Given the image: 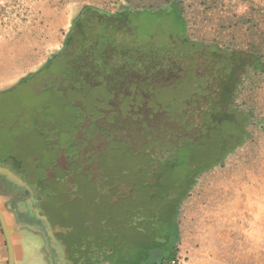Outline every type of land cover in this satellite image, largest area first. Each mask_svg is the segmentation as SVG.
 Instances as JSON below:
<instances>
[{
	"label": "trees",
	"instance_id": "16d2710c",
	"mask_svg": "<svg viewBox=\"0 0 264 264\" xmlns=\"http://www.w3.org/2000/svg\"><path fill=\"white\" fill-rule=\"evenodd\" d=\"M143 12L129 8L111 12L85 5L73 18L60 50L16 84L40 78L41 82L34 81L32 88L46 99L44 110L38 112L34 121L43 125V120L51 121L55 133L50 134L55 140L61 138L60 122L55 112L45 110L53 105L55 92L64 97L69 135L58 147L71 154H75L73 141L82 125L88 126V132L106 133V128L119 124V115L125 114L126 107L137 106L140 110L131 114L124 125L123 145L111 139L116 158L108 165L101 161L100 177L93 178L82 168L83 162H75L72 168L85 171L86 176L75 181L74 193L67 190L62 173L33 182L41 208L63 230L58 235L66 244L71 264H169L177 256L181 202L199 175L221 162L248 137L252 113L240 108L237 98L245 81L264 74L260 49L233 50L192 41L183 12L174 0L175 21L183 26L178 37L173 38L180 51L163 49L156 60L141 48L138 23ZM192 57L196 61L192 62ZM156 67L164 77L158 81V88L163 87L158 101L155 96H145V92L155 89L153 83L158 78H146ZM52 83L57 87L55 92L44 87ZM140 93L143 98L137 100ZM141 99L144 113L138 106ZM209 139L215 142L204 151L203 143ZM43 148L36 150L41 158L37 162L40 168L53 150L49 146ZM119 148H126L119 155L125 156L122 161L126 165L117 162ZM133 148L147 160L135 161ZM217 149L223 150L219 160L205 165L213 155L210 151ZM8 156L5 148L0 149L3 163ZM10 157L22 165L20 158ZM145 165L148 171H157L158 177L142 174ZM182 170L193 179L185 194L176 202L171 201L174 175ZM17 171L29 174L27 170ZM53 179L56 184L50 188ZM75 197L76 224L66 220L61 206H54L55 201L63 204Z\"/></svg>",
	"mask_w": 264,
	"mask_h": 264
},
{
	"label": "rangeland",
	"instance_id": "374dc122",
	"mask_svg": "<svg viewBox=\"0 0 264 264\" xmlns=\"http://www.w3.org/2000/svg\"><path fill=\"white\" fill-rule=\"evenodd\" d=\"M145 1L143 5L138 4V9L145 11L138 23L142 51L150 54V57L156 60H158V53H161L163 49L169 50L171 53L179 52L180 47L174 43L176 39L173 40V38L178 37L183 26L180 22L175 21L174 3L171 2L172 0ZM176 1L183 12L186 32L192 41L204 46L216 44L222 48L233 50L260 49L264 56V38L257 34L261 30L264 31V14H262L264 12H261V8L264 11V4H260L259 0L243 1L245 14L242 25L239 27L242 38L241 42L236 43V45L234 42H228L223 35V31L229 32L232 29L233 26L229 23L231 21H226L223 26L218 24L211 26L208 22L203 21L204 13L199 0ZM102 9L114 12L120 10L121 7L118 4H113ZM190 60L196 61L193 57ZM158 70L156 67L155 71L146 78V81L153 76L158 78L153 83L155 89L151 92H145L146 95H144L147 99H152V96H155L158 101V92L160 93L163 89L162 86L158 88V81L161 82L164 78ZM39 79V77L33 78L27 83L15 85L0 92V149L5 148L6 152H9L5 162H8L9 167L14 168L16 170L14 173L21 178L25 177L33 183L38 178L51 179L62 173L67 190L74 193L77 187L75 181L79 177L85 178V171L91 173L93 178L100 177L101 161L103 160L104 164L108 165L116 158V151L112 147L111 139L114 140V143L123 145L124 125H126L131 114L140 113V110L137 106L126 107L125 114L119 115L120 118L117 121L119 124L106 128V133L101 131L91 133L88 132L87 125H82V128L76 132V139L73 141L75 154L69 152L70 155L65 148L58 147L63 138H68L69 134L66 131L68 130L67 126H69V117L64 107V97L55 92L57 90L55 84L44 86L51 87L56 93L53 95V105L45 111L50 110L56 113L60 122L58 129L61 138L55 140L51 137L50 132L55 133L51 121L43 120L44 125L34 121L35 117L39 116L38 112L44 110L43 105L46 99L45 96L38 95L32 88L34 81L41 82ZM36 88L38 89V87ZM140 97L143 98L141 93L137 100ZM141 101L142 103H139L138 106H141L143 110L141 113H144V100L141 99ZM237 104L240 108L252 113L251 123L247 127L249 132L247 139L228 152L221 162L215 165L213 163L219 160L220 153L218 149L210 151V153L213 152V155L209 156V162L206 161L205 165L210 163L213 164L212 167L199 175L197 183L180 205L178 217L180 239L176 247L177 256L184 259L185 264H191L195 256L201 259L202 264H264V217H261L263 214L259 217L256 216V218L246 215V213L243 214L245 217H241L240 214L232 215L224 223L225 240L218 239L217 233H215L217 240H212L211 236L209 237L211 231H216L215 228H212L217 224L213 214L217 211L218 206H225L228 202L225 196L223 198L225 200L219 202L216 197L217 193L227 194L231 198L236 192L238 194L242 190L241 187L243 186H239V183L246 187L253 186V181L250 180L252 177H255L258 184H262L264 181V74L244 82L237 98ZM155 109L157 110L158 107ZM115 134H117L116 140ZM212 142L215 141L209 139L203 143L204 151L212 145ZM44 146H49L53 150L50 151L49 156L42 160L44 167L40 168L37 162L41 158L39 159V153H36V150L39 152ZM117 150H119L117 162L126 165L122 161L125 156L119 157V155H123L126 148ZM132 154L135 161L144 162L147 160L143 154L137 153L136 148H133ZM10 156L20 158L22 165ZM127 156L130 159L131 155L128 154ZM75 162H83L81 165L85 171H76L75 167L72 168ZM117 162L115 164H118ZM132 164L130 162V165ZM21 169L27 170L29 174L26 176L20 171ZM71 169L74 170L71 172ZM185 172V170L176 172L174 176L179 178V174L186 175ZM60 178L62 179V177ZM55 184L56 181L53 179L49 182V187L52 188ZM3 202L4 198L0 196V205ZM57 205L63 208L66 220L76 224L77 197L68 199L63 204L55 201L54 206ZM3 213L10 228L15 232L16 240L14 243L16 242L20 248L19 234L16 232L17 227L4 209ZM44 215L47 217L48 214L45 213ZM49 219L50 225H46L45 228L51 231L49 242L54 256V264H71L68 260L66 244L58 235L63 230L53 219L50 217ZM4 244L6 245L5 237ZM21 255L23 256V264H50L45 248V238L28 228H24L22 232ZM189 259L191 261L188 263Z\"/></svg>",
	"mask_w": 264,
	"mask_h": 264
},
{
	"label": "crops",
	"instance_id": "0c3cea01",
	"mask_svg": "<svg viewBox=\"0 0 264 264\" xmlns=\"http://www.w3.org/2000/svg\"><path fill=\"white\" fill-rule=\"evenodd\" d=\"M243 1L248 2V0H199L204 13L203 21L211 26L217 24L223 26L226 21H231L229 23L233 26L232 29L229 32L223 31V35L228 42H234L236 45L242 38L239 27L245 14ZM115 2L121 8L136 10L138 4L143 5L146 1L0 0V92L15 86L22 78L40 69L52 54L60 50L73 18L85 5L106 8L113 4L117 5ZM171 2L174 3V0ZM259 3L264 4V0H259ZM261 12H264L262 8ZM257 34L263 36L264 31L261 30ZM20 230L18 228L16 230L20 239L19 248L17 243H14L15 232L10 228L15 249V264H23L21 255L23 230ZM3 234L0 224V264H8V247L4 244ZM190 261L191 259L188 263ZM200 262L201 259L195 256L191 264Z\"/></svg>",
	"mask_w": 264,
	"mask_h": 264
},
{
	"label": "flooded vegetation",
	"instance_id": "af4514ba",
	"mask_svg": "<svg viewBox=\"0 0 264 264\" xmlns=\"http://www.w3.org/2000/svg\"><path fill=\"white\" fill-rule=\"evenodd\" d=\"M219 153L220 154L223 153V150H220ZM0 167H8L14 172L16 171L14 168L9 167L8 162L3 163L2 159H0ZM141 173L146 175L148 174V176H150L151 178L158 177V172L148 171L146 165L142 168ZM23 179L26 180V182L30 186L29 187L30 189L25 186L22 187L18 186L17 184L11 182L0 173V196L4 198V202L0 206L1 208L2 207L4 208V211L8 215L11 216L12 221L14 222L16 227L18 229H21L20 231L24 230V228H27L25 224L41 225L42 222L41 216L45 214L44 210L40 206V201L37 199L34 184L25 177H23ZM192 179L193 177L188 175L185 176L179 175V178L175 177V180L172 183V189L170 191L171 194L169 196V200L175 202L179 200L185 194L189 182ZM31 202L34 203L36 209H40L38 213L34 209H31L32 206ZM47 220L50 221L48 215H47ZM178 227H179V223H178Z\"/></svg>",
	"mask_w": 264,
	"mask_h": 264
},
{
	"label": "bare ground",
	"instance_id": "6f19581e",
	"mask_svg": "<svg viewBox=\"0 0 264 264\" xmlns=\"http://www.w3.org/2000/svg\"><path fill=\"white\" fill-rule=\"evenodd\" d=\"M250 180L253 181V186L246 187L244 184L240 185L239 183V186H243L241 187L242 190H240L238 194H236V192L231 198L228 197L227 194L222 195L219 192L217 193L216 197L218 198L217 200H219V202H223L225 199H227L228 202L225 204V206H218L217 211L213 214V217H215L217 220V224L214 227L211 226L212 228L216 229V231H211L209 235V237L211 236L212 240H217L215 233H217L218 239H226V233L223 227L224 223L227 222L229 217L232 215L240 214L241 217H245L243 214L246 213V215L248 214L256 218V216L259 217V215L263 214L261 217H264V181L262 184H258L255 177H252ZM224 196L225 199H223Z\"/></svg>",
	"mask_w": 264,
	"mask_h": 264
},
{
	"label": "water",
	"instance_id": "95a60500",
	"mask_svg": "<svg viewBox=\"0 0 264 264\" xmlns=\"http://www.w3.org/2000/svg\"><path fill=\"white\" fill-rule=\"evenodd\" d=\"M0 173L3 176H5L8 180H10L11 182L17 184L18 186H21V187L25 186L27 188L30 187L28 185V183L23 178H21L19 175L14 173V171L8 167H0ZM31 203H32L31 209H34L38 213L40 211V209H36L34 203L33 202H31ZM41 217H42L41 225L25 224V226L28 229L41 234L45 238V242H46L45 248H46V252L48 253V256H49L48 257L49 262H50V264H54V260H53L54 256L52 254L50 242H49V234H51V231H48L45 228L46 225H50V224H49V221L47 220V217L45 215H43ZM0 224H1L4 236H5V239H6L7 247H8V255H9L8 264H15V249H14L13 238H12V234H11L8 222L6 220V217H5L1 207H0Z\"/></svg>",
	"mask_w": 264,
	"mask_h": 264
},
{
	"label": "built area",
	"instance_id": "2783aa9c",
	"mask_svg": "<svg viewBox=\"0 0 264 264\" xmlns=\"http://www.w3.org/2000/svg\"><path fill=\"white\" fill-rule=\"evenodd\" d=\"M170 264H185V260L181 259L179 256H176V258L173 259Z\"/></svg>",
	"mask_w": 264,
	"mask_h": 264
}]
</instances>
